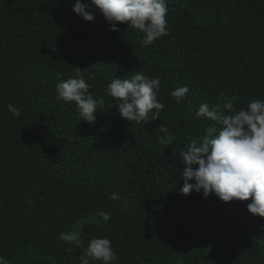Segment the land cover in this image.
<instances>
[{"label":"trees","instance_id":"16d2710c","mask_svg":"<svg viewBox=\"0 0 264 264\" xmlns=\"http://www.w3.org/2000/svg\"><path fill=\"white\" fill-rule=\"evenodd\" d=\"M74 2L0 0V256L79 264L91 239L107 237L113 264H264V217L248 210L251 197L180 191V152L212 124L196 116L199 106L227 115L225 97L234 110L264 99V0H167L169 34L151 46L126 23L112 31L100 13L84 20ZM78 66L104 100L94 123L56 99ZM137 72L160 78L164 105L139 124L105 95L112 80ZM184 85L177 103L171 92ZM160 126L174 134L171 145L160 143ZM69 231L82 243L58 238Z\"/></svg>","mask_w":264,"mask_h":264},{"label":"clouds","instance_id":"9594fccd","mask_svg":"<svg viewBox=\"0 0 264 264\" xmlns=\"http://www.w3.org/2000/svg\"><path fill=\"white\" fill-rule=\"evenodd\" d=\"M73 11L84 20L93 21L100 13L111 24L110 30L118 31V23H126L127 28L144 33L143 44L151 46L162 36L169 34L166 15L167 0H75ZM59 78V74H57ZM92 85L86 82L81 67L74 74L56 85L58 101L65 104L75 102L80 117L94 123L97 108L103 107L104 100L94 99L89 92ZM161 87L159 77L149 78L137 72L130 79L116 78L105 88V95L113 98L118 105L122 118L137 124L158 119L164 105L157 99ZM190 91L187 85L177 87L171 92L177 103L183 102ZM232 99L225 97L223 108L227 115L218 109H210L207 103L199 106L197 117L212 122L205 134L192 140L180 152L184 180L181 193L190 194L193 190L207 198L215 194L224 202L233 199L248 200L250 213L264 217V99L251 100L246 108L234 110ZM7 110L15 117L21 115L20 109L13 104ZM164 136L160 143L171 145L175 136L165 126L159 129ZM195 181L191 183L190 181ZM119 193H112L110 199H119ZM104 221L110 220V213L99 211ZM264 227V226H262ZM60 240L72 244L82 243L79 233L74 231L59 233ZM71 252V249H67ZM118 259L107 237L93 238L86 250L78 257L79 264L99 261L101 264H113ZM0 264H9L0 256Z\"/></svg>","mask_w":264,"mask_h":264}]
</instances>
